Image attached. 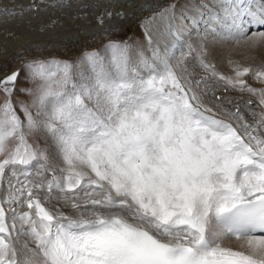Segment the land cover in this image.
Returning a JSON list of instances; mask_svg holds the SVG:
<instances>
[{"label": "snow or ice", "instance_id": "6c2138e0", "mask_svg": "<svg viewBox=\"0 0 264 264\" xmlns=\"http://www.w3.org/2000/svg\"><path fill=\"white\" fill-rule=\"evenodd\" d=\"M174 9L150 54L110 41L30 61L28 101L19 72L0 80V264H264V88L244 79L264 84V66L210 59L264 46V0Z\"/></svg>", "mask_w": 264, "mask_h": 264}, {"label": "bare ground", "instance_id": "6f19581e", "mask_svg": "<svg viewBox=\"0 0 264 264\" xmlns=\"http://www.w3.org/2000/svg\"><path fill=\"white\" fill-rule=\"evenodd\" d=\"M54 5L55 0H0V9L8 8L16 13L15 16L0 15V80L18 71V86L21 70L29 59L55 54L70 56L121 36L128 37L131 44L136 42L132 44L134 56L150 54L153 47L163 48L172 39L168 21L160 14L175 5L179 17L189 7L190 0H68L69 6ZM140 21L150 37L137 43L135 37ZM191 39L195 42L198 37ZM210 59L233 75L226 70L230 60L242 66H264V46L253 49L244 41L239 44L221 42L211 46ZM244 79L253 87L264 88L251 74ZM216 94L221 95L222 89ZM226 95L241 106L248 101L251 106L258 103L256 96L246 92L231 91ZM245 115L251 122L247 111Z\"/></svg>", "mask_w": 264, "mask_h": 264}, {"label": "rangeland", "instance_id": "374dc122", "mask_svg": "<svg viewBox=\"0 0 264 264\" xmlns=\"http://www.w3.org/2000/svg\"><path fill=\"white\" fill-rule=\"evenodd\" d=\"M146 28H145V25H144V23L142 22V21H140L139 22V25H138V31H137V34H136V40H137V43H140L142 40H148L149 39V34L147 33V31L145 30ZM145 37V38H144ZM128 37H120V39H110V40H106L105 42H103L101 45H99V46H95V47H87V48H85V49H83V50H81V52H78V53H73V55H70V56H64V55H58V54H55V55H53V56H50V57H40V58H32V59H29V61L28 62H30V61H34V60H48V59H51V58H56V59H59V60H65V61H70V62H77V61H79V60H81L83 57H84V55L86 54V53H88V52H90V51H99V52H101V54H104V52H103V50H104V48H105V46L110 42V41H116V42H120V43H127L128 45H129V47H130V49H131V51H133V46L136 44V42H133L132 44H134V45H132L131 44V42H130V40H128L127 39ZM134 39V38H133ZM141 40V41H140ZM127 41H129V42H127ZM133 53V52H132ZM211 61L215 64V66H217L216 65V63L211 59ZM27 62V63H28ZM26 63V64H27ZM26 64H24V67H23V69L21 70L22 71V73H21V79H20V82H19V84H18V86H17V91H16V93L14 94V96H13V100H14V102L16 101V99H23V100H25V101H28V100H30V97H28V96H24V95H22L21 93H20V91H19V89L20 88H30V87H33V85L31 84V83H29L27 80H26V76H27V72H26V69H25V65ZM229 66V67H228ZM227 66V68L228 69H226L228 72H232L233 73V67H232V65L230 66V63H229V65ZM217 68V70L219 71V72H221V73H223V74H225L226 72H225V70H222L221 68H219L218 66L216 67ZM221 70V71H220ZM197 71H199L198 69H197ZM223 71V72H222ZM226 75H228V76H231L230 74H228V73H226ZM219 95V94H218ZM3 93L2 92H0V102H2V100H3ZM41 143H43L42 141H41Z\"/></svg>", "mask_w": 264, "mask_h": 264}, {"label": "water", "instance_id": "95a60500", "mask_svg": "<svg viewBox=\"0 0 264 264\" xmlns=\"http://www.w3.org/2000/svg\"><path fill=\"white\" fill-rule=\"evenodd\" d=\"M15 72H18V71H15ZM20 73V72H19ZM11 75V74H10Z\"/></svg>", "mask_w": 264, "mask_h": 264}]
</instances>
